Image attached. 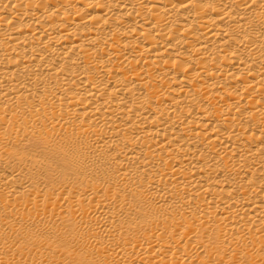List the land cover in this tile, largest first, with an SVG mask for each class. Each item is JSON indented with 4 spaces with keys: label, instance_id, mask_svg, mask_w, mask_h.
<instances>
[{
    "label": "bare ground",
    "instance_id": "obj_1",
    "mask_svg": "<svg viewBox=\"0 0 264 264\" xmlns=\"http://www.w3.org/2000/svg\"><path fill=\"white\" fill-rule=\"evenodd\" d=\"M0 264H264V0H0Z\"/></svg>",
    "mask_w": 264,
    "mask_h": 264
}]
</instances>
